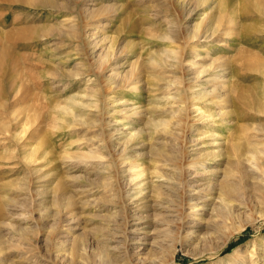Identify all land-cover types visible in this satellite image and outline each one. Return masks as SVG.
<instances>
[{"label": "rangeland", "instance_id": "rangeland-1", "mask_svg": "<svg viewBox=\"0 0 264 264\" xmlns=\"http://www.w3.org/2000/svg\"><path fill=\"white\" fill-rule=\"evenodd\" d=\"M38 1H42V6L40 2L34 5H24L0 0V237L2 236V240L5 242L0 252V264H53L50 259L46 258L48 254L44 251L42 244L39 251L41 252L40 258L28 259V256L20 251V248L25 247V244L19 241L18 243L16 239L10 238V235H18L20 230L27 229L25 230V235L34 243L35 232L40 231L39 235L41 237L46 234L49 226H46L45 223L47 222L43 221V219L58 220L57 211L60 208L54 203L52 195L54 188L60 185L63 188L62 190H64V194L63 192L62 194L64 199H66V204L68 203L69 195L74 198L73 206L68 208V210L75 213L76 217L74 219L76 222L70 223L69 228L72 227L75 230L68 231L70 233L69 242L64 248L67 251L65 250L64 255H61V259L54 264H236L239 262H243V264H264V205L259 211H241L239 207L243 206V203L237 200L241 197L242 202L244 197H247L250 192V181L248 179L241 183L233 195L227 197L226 200L235 209V214H239L235 221L228 222L227 227L216 228L214 226L217 223L215 221L216 215L210 214L211 203L214 202H208L207 206L201 209L197 216L189 218L188 229L189 231H196V235L211 234L214 231L212 236L208 240H202L201 242L191 240L190 243H178L174 251H172L171 244L163 246V249L160 250L150 247L149 244L153 241V238H156L154 235L148 234L147 239L145 237L142 241H138V239L143 238L142 235L144 233L141 230H137L138 232L130 235L129 240L110 232L107 233V217L117 209L109 210V205L101 206L99 209L97 207L82 209L83 206L80 205V202H84L87 199L92 201V199L102 200L107 197L101 184H103L104 176L108 175L104 168L107 167V162L111 161L109 155L102 153L103 160L101 163L96 164L98 166L95 164L86 165V161L84 163L83 160H80L81 158L76 157L79 153L87 152V148L82 146L83 144L76 142L90 136H99L100 133L102 135L107 133L106 138L108 134L112 133L114 146L111 152H114L110 154L116 158L115 153L117 150L115 149L119 147L118 144L123 143L124 140L122 138L124 139V135L143 132V138L138 139L129 146L130 165L141 166L140 168L144 169V173L147 174L148 178L153 177V180H151L153 184H161L159 180L154 178V172L165 174L167 171L164 170L162 163L157 164L160 159L150 155V148L160 149L168 156L172 154L158 144L161 143L162 138L156 133L152 135V139L148 138L150 136L146 135L148 132L146 119L149 117L148 111L151 107L170 108V104H165L164 106L162 102L160 104H150V100L163 96L175 98L177 95L175 89H179L180 85H184L183 79L186 77L183 78L181 76L182 71H180V66H176V63L170 67V71H166L167 73L159 72V68L154 67V65L153 69H145V73L139 80V85L143 86L139 96L134 91H115V93L110 94L113 99L110 95L108 96V98H111L110 101H115L114 103L110 102L111 104H109L108 100L105 102L104 98H107V95L105 97L101 96L102 99L99 98V100L103 102L102 104L101 102L98 103L99 109H97L98 113H102L100 115L102 122H100V127L96 123L93 127H90L91 129L82 125L80 127L78 123L67 127L62 124V117L64 116L61 115V110L57 114L58 117L51 111V107H54L53 103H56V106L57 102H59V107H65L68 98L71 96L84 95L88 89H95L94 87L105 89L104 86L107 85L106 79L108 75L112 74L111 71H108L109 67L107 66L109 64L113 65L115 63L114 70L121 75H124V72L126 73L128 70L127 66H121V64L126 60L128 62L134 61L136 55L127 54L123 56L125 54L120 55V51L118 52L119 55L115 57L116 60L108 62L99 71L95 69L99 55L108 47L106 38L109 39L113 36L116 38L115 48L117 50H121L128 41L136 46L135 53L143 48L142 58L138 57L140 60L137 59L136 65L145 63L149 58V52H159L167 42L168 45H171L181 54V58H185L183 67L189 74H192L194 66L200 62L208 64L209 61L214 59V62L224 60L226 73L229 72L230 77L232 76L231 80L240 86V93L245 97L254 95L255 99L258 98L263 78L254 68L247 70L244 65L251 64L252 67H255L256 58L264 61V0H224L226 2L225 5H228L222 8L223 13L219 11L220 14L217 13L218 7L216 5L218 1L222 0H210L203 5L200 4L201 0H49V2L54 4L51 7L46 4L48 0ZM212 7L213 9H211ZM232 9L233 11L235 10V19L230 24L227 23L230 17L225 15L227 13L230 14ZM215 14L218 15L216 18L221 20L218 23V26H220L215 29L217 31H213L214 41L213 39H208L213 28H208L205 31L207 32V40L202 37L205 32L201 33L200 40H197V38H194V40L193 38L187 39V27L191 29L198 25L202 18H207L208 20L212 16H216ZM216 18H213V20ZM48 27L49 29H47ZM202 27L199 26V33L202 31ZM176 30L180 32L176 33ZM148 32L150 34L147 36ZM167 33H169L171 38L175 37L173 38L174 42H171L172 39L170 38L166 39V42L161 41L159 36ZM181 38H185L184 40L187 39L188 41H183ZM101 40H103V43H98ZM162 43L165 44L162 46ZM57 67L68 74L69 72L70 74L77 72L83 74V76L77 80L74 77L59 76ZM173 73L176 75H173ZM159 74L165 76L166 81L179 82L180 80L181 83H178L179 85L173 83L172 85L175 84L174 86H177L176 88L172 86L170 92L162 90L157 95L158 97H150L155 95L153 93L154 86L162 85L161 82L155 81V79L152 80ZM218 76L220 77V75ZM31 79L35 85L30 89V85L33 83H31ZM221 79L217 80L215 77L212 79L202 78L201 90L208 92L214 89L220 90L223 87L222 85H224L221 83L223 82L220 81ZM134 82L137 81L135 80ZM228 83L226 81V85ZM232 97L228 103L216 100L217 103L214 102L213 105L208 102H201L190 108L188 111L189 121L186 120L188 122L187 127L183 128L185 129L183 131L185 133L186 146H190L185 151L181 164H179L180 160H177L179 167H182V165L186 166L187 161H192L198 151H212L211 148L203 145V142H196L200 138L199 132L208 128L201 123H193L195 121L193 117L197 114L192 113L195 109L201 108L204 112H210L211 110L217 112L229 110L234 112L239 117L238 124L248 129L244 131V137H250L254 133L252 128L264 126V113L260 114L255 109L243 112L235 103V101L237 102L235 100L236 96L233 95ZM172 102L174 103L171 104L173 107L178 106L176 101ZM127 103L132 105H127ZM29 106L35 107V109L40 108L42 117L35 123L36 135L44 133L46 142L55 157L52 158L53 163L50 162L51 165L44 170L46 172L49 171V177L44 182L35 181L33 180L35 178L29 177L28 163L22 154L27 141L28 127L26 119ZM42 107L44 111H42ZM134 108L139 109L141 115L131 117L130 114L134 113L132 112ZM117 111L119 113H116ZM77 112L78 110H75V114L80 115V112ZM103 113L106 114L104 115ZM54 116L59 119L62 118L57 120V124L59 123L58 127L54 121ZM92 128L93 130L95 129L94 132ZM100 129L101 131L98 132ZM170 129L173 132L176 131L172 126H170ZM209 129L215 131L221 137L216 143L224 142V139H228L226 136L229 137L230 135L228 134H232L234 131V129H230L225 132L224 129L215 127ZM86 130L88 132H85ZM114 130L118 131L114 132L115 135L113 136ZM190 142L192 143L190 144ZM98 144L96 143L95 145ZM61 151L72 158H59L60 153L61 155L63 154ZM107 158L109 159L108 161ZM71 160L74 161L72 162ZM120 164L117 169L125 170L130 168V165L122 163L120 166ZM55 165L56 167L53 168ZM184 167L181 169L184 170ZM217 168L221 170L224 165ZM134 169L136 167L132 170ZM214 169L216 168L207 167L203 173ZM129 176L130 172H127V174L122 175L121 179H129ZM193 176L194 179H191ZM195 176L191 175L188 179L189 181L195 179L199 181L195 185L197 188H201L204 185L206 187V183L208 184L211 178L210 176H204V174L200 176V179ZM88 188L92 190L90 196L87 198L79 196V190ZM149 190L147 189L146 191ZM30 201H34V212L33 218L29 219L23 215H27L28 208L26 209V207L29 206ZM66 204H64L65 207L67 206ZM137 204L138 201H136ZM130 205L133 211L128 207V212L133 213L132 215H135V217L137 215L139 217L150 215L147 219V224L153 229L161 231L165 228L164 224L160 225L154 222L160 219L159 215L161 214L157 210L140 214L134 208V204ZM64 206L61 207L65 208ZM67 224L69 223H62V229L66 228ZM238 225L243 226V228L236 231L239 228ZM141 227L144 226H137L136 229ZM223 234L225 237L226 235H231V237L226 245L221 248L222 241L225 238ZM158 236L161 237V235ZM42 257L44 259H41Z\"/></svg>", "mask_w": 264, "mask_h": 264}, {"label": "bare ground", "instance_id": "bare-ground-1", "mask_svg": "<svg viewBox=\"0 0 264 264\" xmlns=\"http://www.w3.org/2000/svg\"><path fill=\"white\" fill-rule=\"evenodd\" d=\"M3 1L11 2V3L17 2V3L24 4V5L25 4L34 5L35 3L40 2L38 0H3ZM209 1L210 0H201L200 4L203 5L205 2H209ZM41 2H40V5L42 4ZM46 4L49 5L50 7L54 5L51 2H49V0L48 2L46 1ZM225 4L226 2H224V0L217 2L216 7H218L217 9L218 14H220L219 11L222 12V8L224 6L228 5V4L227 5ZM211 9H213V7ZM231 11L232 12L230 14L225 11V13H227V15L225 16L230 17L229 21L227 22L230 24H232L235 19L234 18L235 10L233 11L232 9ZM216 17H218V15L212 16L208 20L207 18L206 19L202 18L200 23H198V25L192 27L191 29H189L186 26L187 29L186 28L185 29L188 35L187 39L193 38L194 40V38H197L198 40L199 37L202 35L201 33H204L206 30H208V28L209 29L213 28L212 32H210L211 35L208 36L209 38L206 35L207 32H205V34L202 35V37L205 38L206 40L207 38L209 40H212L213 31L216 29L219 21L221 20V19L219 20ZM213 18H216V19L213 20ZM199 26L201 27L203 26L202 31L199 30L200 33L198 32ZM47 29H49V27ZM173 29H176V28H173ZM173 29L172 31H174ZM177 31L178 30H176V33L180 32V31L178 32ZM148 34H150V32L147 33V36ZM159 38L161 39L162 42L163 41L166 42L167 41L166 39L170 38L172 39L171 40L172 42L173 38L175 37L173 36L171 38V36H169V33H167V34H163L162 36H159ZM184 39L182 40L183 41L187 40V39L186 40ZM106 40H107L108 47H106L103 50V53L99 55L98 57L99 59H97L98 64L95 69H97L98 71L101 70V68L104 65H106L108 62L112 60L114 61L115 57L118 56L119 54L120 55L125 54L123 56H126L127 54H130V55L133 54V55H136V59L132 62H128L126 60L125 62L121 64V66L126 65L128 69L126 73L124 72V75H121L116 70H114V66L116 65L115 63L113 65L109 64L107 66L109 67L108 71H111L112 74L108 75L106 79L107 85L104 86L105 89L101 87H97V88L94 87L95 89L91 88L89 90L87 87L88 91L84 95H74V96L69 97L68 102L67 103L64 102L66 103L65 107H61V106L59 107L58 105L59 102H57L58 104L56 106H55L56 103H53L54 107H51L52 113L57 116L59 110H61V115L64 116L62 117L63 119L60 117L62 119V124H65V126L67 127L72 126L75 123H78L79 126L80 125L85 126L88 129L90 127H93L95 123L96 125H99L100 127L101 126L100 125V122H101L100 115L102 113L100 114L97 111V109H99L98 103L101 102L99 98H101V96L105 97L107 95L106 96L107 98H104L105 102L108 100L109 104H111L110 102L114 103L115 101H110L112 98L110 94H112L113 92L115 93V91H120V90H124V91L128 90L132 92L134 91V93L139 96V94L143 90V86L139 85L140 84L139 80H141V77L143 76V73H145V69L147 68L153 69L156 66L157 68H159V72L163 73L166 71H170L171 69L170 67H172L173 64L176 63V66L177 67L180 66V69H181L180 71H182L181 76H183V78L184 77L186 78L185 79L182 78L184 85H180L179 89H175L177 91L176 92L177 95L175 96V98L164 97V96L159 98L157 95L160 93V91L162 92V90L170 92V89L172 90V86H174L175 84L181 83L180 80L179 82L178 81L174 82L171 80L166 81L165 80L166 77L163 76L162 74H159L155 76L154 78H152V80L155 79V81L161 82L162 85L154 86L153 93L155 95H151L150 97L155 96L158 98L150 100L149 103L150 104L151 103L160 104V102H162L163 106L165 104L167 105L170 104L169 105L170 108H167V109L166 107L158 108V107H151L150 105L151 108H149V111H148L149 117L148 118L146 117L147 118L146 128L148 131L146 135L150 136L148 138L152 139L151 138L152 135H155L156 133V135L162 138L161 143H158V144L162 145V147H164L166 150H168L172 154L171 156H168L164 154L160 149H154L152 147L150 148V152H151L150 155H152V157H156L160 159V161H158L159 163L157 164L162 163L164 170L167 171V173L165 174L160 173V172H154L155 176L154 175L153 176L154 178H156L157 180L161 182L160 185L153 184V182H151V180H153V177L148 178L147 174L144 173V169L140 168L141 166L139 167L138 165L137 166L130 165L131 157L128 156L129 146L134 144L138 139L143 138V134H144L143 132H138V133L135 132L132 134L129 133V134L124 135V139L122 138V140H124L123 143L120 142L121 144H118L119 147L118 148L116 147V149L114 148L115 150H117V152L115 153L116 158H114V156L110 154V153L113 154L114 152V151L111 152V149H113L112 147L114 146V144L112 143L113 141L112 133L108 134L107 138H106L107 133L106 135H104L105 133L103 135L102 133H100L99 136H96V137L90 136L88 138H84L76 142L78 144L79 143L83 144L82 146L87 148V152L79 153L77 154V156L75 155L76 157L81 158L80 160H83V162L86 161L87 162L86 165L88 164L90 166L92 164L96 165L98 163H101L103 160L101 156L102 153H106L107 155H109V159H111L110 161L107 158V161L108 160L109 161L107 162L108 164H106L107 167L104 168V171L106 172V174L108 172V175L104 176L103 184H101V186H103L102 188L105 189V194H107V197L102 200L92 199V201H89L87 199L84 202H80V205L83 206L82 209L83 208L85 209L86 207H91V208L97 207V209H99L101 206L109 205L110 206L108 207L109 210H116V209L117 210L112 212V214H110V216L107 217V222H106L107 233L110 232L111 234H114L116 236L119 235L120 237H123L124 239L129 240L130 235H132L134 232H138L137 230H141V232L144 233L142 235L143 238L138 239V241L140 240L142 241L143 239H145V237L147 239L148 234L154 235L156 236V238H153V241L149 244L150 247L156 250H160V249H163V246H168L169 244H171L173 248L172 251L176 249V245L178 243L179 244H183V242L190 243L191 240L195 242H201L202 240H208L212 236V233L214 231L211 234L207 233L204 235L203 234L196 235V231H189L188 229L189 228L188 226L190 224L189 218L197 216L199 211L201 209H204L207 206L206 204L208 202H214V203H211L212 209H211L210 214L213 216L216 215L215 221H217V223L214 224L216 228L221 229V227L223 226L227 227L228 222L231 223L235 221L236 218L239 217V214L238 213L235 214L236 213L235 209H233L232 206L229 205L228 201L226 200H227V197H230L231 195H233V193L238 189L241 183L245 182V180L247 181V179L250 181L251 190H249L250 192L248 193L247 197H244L242 202L240 199L241 197L237 199L238 201H240V203H243V206L241 204H240L241 206L239 205L240 206L239 210L259 211V209L264 205V126H259V127L255 126L256 128H252V131L254 133L251 134L250 137L249 136L244 137V131L248 129L238 124L239 117L234 112H231L229 110L219 111V112L211 110L210 112H204L201 108L195 109L194 111H192V113H197L193 117L195 118V121H193V123H201L203 125H206L208 128V129H203L199 132L198 135L200 136V138L196 142H203L202 144L205 145L206 147L211 148L212 151H205V150L198 151L195 155V158H193L192 161L190 162L187 161V164L184 162L186 164V166L182 165V167L185 166L184 170L181 169L182 167H179V165L177 164V160L179 159L180 160L179 164H181L182 159H184L183 155L185 151L187 150V148L190 146V145L186 146L187 145L185 143L186 140L184 139L185 133L183 131L185 129L183 128L185 126L187 127L188 122H186V120L189 119L188 111L195 104L201 103V102H208L209 104L213 105L214 102L217 103L216 100L222 101L224 103L226 102L228 103L229 100L233 98L232 96L234 95L236 96L235 100H237V102L234 100L236 105L240 107V109L243 112H247L250 110L253 111L255 109V111H257L260 114L264 113V61L256 58L255 67H252L251 64H249L251 66H249L248 64L244 65L247 70L254 68V70L259 72L261 77L263 78L262 80L263 82L261 84L258 98L255 99L254 95H250V97H245L240 93L241 91L240 86L231 80L232 76L230 77L229 72L226 73L224 60L220 62H214L215 61L214 59L212 61H209L208 64H204L203 62L202 63L200 62L198 65L194 66V71L192 72V74H189V72L185 70V68L183 67L185 58L184 57L181 58V54L177 52V50H175V48H173L171 45H168V42L167 44L162 43V46L164 44L165 45L159 52H155V53L149 52L150 53L148 54L149 58L147 59L145 63L143 62V63L136 65L137 59L140 60V58L138 57H141L143 54L142 52L143 48L142 49L140 48L141 50L135 53L136 46L134 45V43L128 41L126 45L121 48V50H117L115 48V41H116L115 36L110 37L109 39L106 38ZM214 40L215 39H213V41ZM98 43L102 44L103 40H101L100 42L98 41ZM5 59L7 60V58ZM1 60L3 61L2 57H1ZM57 68H58V75L62 77L63 76L67 78L74 77L75 80H77L79 77L83 76V74H80L77 72L73 74H70L69 72L68 74L65 71H62L59 67ZM173 75H176V74L173 73ZM218 75H220V77ZM214 77L217 80L222 78L220 81H223L221 83H223L224 85H222L223 87L220 89L221 91L219 89H214L213 91H210V92L206 90H201V83L203 82L202 78L212 79ZM228 77L229 79H227ZM135 80L137 82H134ZM226 81L229 82L228 85H226ZM32 82L33 80L31 79V83ZM173 83L175 84L172 85ZM34 85L35 84L33 82L32 85H30V89L31 87L33 88ZM176 86L174 87L176 88ZM192 89H195V90H192ZM30 93H31V90H30ZM109 95L111 96V98H108ZM222 96L224 97L222 98ZM172 101H176V103H178V106L173 107V105H171V104H174ZM127 105H132V104L127 103ZM29 107L30 108L27 109L28 114H27V119H26V124L28 127L27 128V139H26L27 141L25 143V147L22 150L23 151L22 154L24 158L26 159L25 161H27L28 163L27 167H28L29 177L35 178L33 179L35 181L44 182L49 177V174H48L49 171L46 172L44 170L46 169V167L51 165L50 162L53 163L52 158L54 157V154L52 153L48 143L46 142L44 133L42 132V134L38 136L36 135L37 131L35 130L34 126H35V123H37V120L42 117V115H40V112H41L40 108L35 109V107L34 108L32 106H29ZM102 107L104 109L103 105ZM256 107H257V110H256ZM75 110L76 111L78 110V112H80V115H76ZM132 110H133L132 112L134 113L130 114L131 117H136V116L141 115L139 109L134 108ZM42 111H44V108ZM116 113H119V112L117 111ZM103 114L105 115L106 113H103ZM56 116H54V121L56 123V126L58 127L59 123L57 124V120H61V119L57 118L58 116L57 117ZM170 126H172L174 130H176L177 132L176 131L173 132L172 129H170ZM212 127H215L217 129H224L225 132L229 131L230 129H234V131L232 134L229 132L230 134L228 135L230 136L229 137L226 136L228 139H224V142L216 143V141L219 140V138L221 137L217 133H215V131L209 129ZM87 130L85 132H88ZM94 130L92 128L93 132ZM100 131L101 129L98 132ZM117 131L114 130L113 133ZM114 135L115 133L113 134V136ZM96 143H99V144L95 145ZM191 143L192 142H190V144ZM70 157L71 156L68 155L67 153H63L62 155L60 153L59 155V158L61 159H69ZM172 158L175 159V161H173ZM185 160H188V159H185ZM119 163H121L120 166L122 165V163L126 165H130V168L125 169V170H120V168L117 169V166L119 165ZM223 165H224L223 169L220 170L219 168H217L218 166L222 167ZM36 167H39V168H36ZM55 167L56 165L53 168ZM135 167L136 169L132 170ZM207 167L216 168V169L203 173L204 169H206ZM195 171L197 172L195 173ZM127 172H130L129 179L122 180L121 179L122 175L125 173L127 174ZM203 174L204 176L211 177L210 180L208 181L209 183L208 184L206 183V187L204 185L201 188H197V186L195 185L199 181H197L196 179L193 181H189L188 179V177L191 175H196L197 178L199 177L200 179L201 178L200 176H202ZM119 175H120V178H119ZM191 179H194V176ZM62 189L63 188L61 185L57 186V188H54L52 199L54 200V203L58 206V208H60L57 211L58 220L56 219L57 221H54V220H46L45 218L43 219V221L45 220L47 222L45 223L46 226H49L46 234L42 235L43 238L41 237V235H39L40 231L35 232L34 234L35 241L33 243L25 235L26 234L25 230L27 229L20 230L18 235L17 234L10 235V238L16 239L17 242L19 241L20 243L25 244V247L20 248V251L26 256H28V259L29 258L30 259L40 258L41 252L39 251L41 249L40 247L41 244L44 246L43 247L44 251L48 254L46 258L50 259L53 262V264L57 263L58 260L61 259V255L66 250L64 248L67 246L69 242L68 240H69V234H70L68 233V231L75 230V228H72V227L69 228L70 223L76 222V220L74 219L76 215L74 212L68 210V208L73 206L72 205V202H74L73 196L69 195V199L67 198L68 203L66 204V201H65L66 199H64V195H63L64 190ZM147 189H150V190L146 191ZM90 190L89 188L79 190L78 192L80 194L79 196L87 198L88 196L91 195L90 192H92V190L91 191ZM129 198L130 200L128 201ZM136 201H138L137 205H136ZM33 204H34V201H30V203L28 204L29 206L26 207V209L28 208V212H26L27 215H23L24 217L29 218V219L33 218V212H34ZM64 204H66L67 206L65 207ZM130 204H134L135 206L134 208H136V210L140 214H144L145 212L151 211V210L152 211L157 210L161 215H159L160 219L159 220L157 219L154 222L160 225L164 224L165 228L162 229L161 231H157L153 229L152 227H150L147 224V219L149 218L150 215L149 216L142 215L140 217L137 215L135 217V215H132L133 213L132 214L129 213L128 207L131 210ZM60 205L64 206L65 208L61 207ZM131 211H133V209ZM64 222L69 223V224H67L66 228L62 229L61 225ZM209 222L211 221L209 220ZM49 223H52V224H49ZM240 225L242 224L240 223ZM240 225H238L239 228L236 231L243 228V226H240ZM137 226L138 227L144 226V227H141L140 229H136ZM158 235H161V237ZM230 237L231 235H226V237L222 241L223 243L221 245V248L226 245ZM2 245L4 246L5 242L2 240V236H1L0 237V252L2 251L1 250ZM41 259H44V258L42 257ZM236 264H243V262H239Z\"/></svg>", "mask_w": 264, "mask_h": 264}]
</instances>
